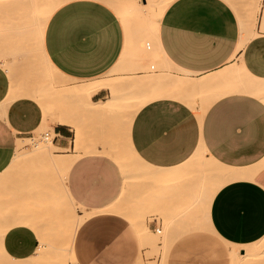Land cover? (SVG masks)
<instances>
[{
	"label": "crops",
	"instance_id": "crops-1",
	"mask_svg": "<svg viewBox=\"0 0 264 264\" xmlns=\"http://www.w3.org/2000/svg\"><path fill=\"white\" fill-rule=\"evenodd\" d=\"M112 3H58L41 30L39 16H32L40 0H0V174L15 158L20 139L51 127L55 155L72 159L64 168L51 158L63 173L52 192H62L91 212L75 232L76 262L137 264L144 249L137 225L118 209H109L127 182L115 156L127 144L140 163L153 165V178L129 179L125 199L130 200L121 206L153 189V216L145 224L153 235L157 228H167L159 243L160 260L234 264L231 245L264 237V100L243 90L264 81V0H170L159 21L152 25L148 18L155 53L192 78L186 98H154L127 122L116 108L93 105L111 97L110 88L102 87L47 114L15 83L29 75L31 50L39 44L58 72L79 83L114 70L129 48L135 54L141 32L128 31L138 1L119 9ZM127 7L136 9L128 17L123 14ZM167 71L155 72L153 78L166 79L172 72ZM11 92L15 98L10 100ZM201 146L230 171L216 176L214 183L222 182L220 186L205 187L201 180L191 184L177 170ZM22 202L29 220L12 225L2 245L10 257L29 260L39 253L45 222L39 220L43 213L31 212L35 202Z\"/></svg>",
	"mask_w": 264,
	"mask_h": 264
},
{
	"label": "rangeland",
	"instance_id": "rangeland-1",
	"mask_svg": "<svg viewBox=\"0 0 264 264\" xmlns=\"http://www.w3.org/2000/svg\"><path fill=\"white\" fill-rule=\"evenodd\" d=\"M47 1L51 0H40V9L32 12V16H39L40 24L43 20L42 15L45 12ZM55 1L60 5L66 0ZM131 1L132 0H113L112 4H116L115 7L119 9V7L128 6ZM137 1L139 4L137 10L129 7L131 8L130 10L134 9L133 13L136 10V13L138 14L137 16H132L130 19L128 31L131 34L132 28L140 29L138 31L141 32V40L140 38L137 39L135 54L132 52V49L129 48L118 67L114 70L108 71L96 80L79 83L58 72L50 61L45 59L40 45L35 44V48L31 50L30 55L29 75L24 76L21 80L15 81L17 87H20L23 90L27 89L31 91V94L33 95L36 94L35 97H37L40 103L43 104L47 114H53L56 110L66 109L71 104L69 100L72 99L74 103H78L83 99L82 97L89 96V93L92 90L105 83L110 86L111 95L112 93H115L123 95L124 97L126 96L125 100H123V98L117 100L113 104L114 106L110 107H114L118 110L119 118L122 116L125 121H128L133 113V104L139 98L138 93L135 91V80L141 78L153 79L152 74L159 72L160 70L161 72L171 70L176 74H184L183 70L167 64L160 55L155 53L154 42L151 37L152 32H150L151 35H149L147 31L148 28L146 29V27L148 26V18L151 23L152 20L155 21L157 19V11L149 10L147 7L143 6V0ZM146 42L151 43V48H146ZM140 43L145 45L143 50L138 47ZM151 64H154L155 67H151ZM35 71L37 72V76ZM34 77L35 79L33 80ZM121 87L123 90L120 89ZM124 92H126L125 94L127 95H124ZM46 131L51 132L50 138L53 139L51 127L44 126L38 129L32 138L23 140V147L20 150L23 155L15 161V164L11 166L8 171L0 175V220L1 218H5L6 213H9L7 214L9 222L1 221L0 230L4 228L5 224L11 222L10 218L12 216L9 218V215L12 214L10 209L12 210L13 206H15V209L20 200L21 202L22 200L30 201L33 204L35 202L34 205H31V212L43 213V215L39 217V220L45 222L44 225H40L42 240L41 247L38 250L39 253L32 259L17 261L6 257L0 247V264H78L75 260L73 251V239L75 232L81 223H77L76 217L77 215H88L90 212L84 211L78 204H74L71 199L62 192L53 194L52 184L54 183L55 178L63 173L62 170L56 168L54 165L55 163L51 158H45L47 155L38 147L45 144L46 139H44L43 134ZM44 147L46 148V146ZM199 150L200 153L193 161L177 167V170L186 173L191 184L198 183V181L201 180L203 186L207 187L212 185L216 180V177H213L211 171L206 167L214 162L209 158V154L204 148L200 147ZM121 153L125 159H129L130 162L134 161L131 149L127 144L126 150L124 153ZM29 156H34V160H27ZM135 165L138 164L136 163ZM133 177L134 180L136 178L138 180H143L146 176L138 174ZM147 178L149 179V177ZM178 179L182 180L183 178L180 177ZM178 179H174V182ZM48 196H51V198L49 197L48 199ZM126 200L130 199H125V201ZM5 211L7 212L5 213ZM119 211L131 217L137 225L140 234H142V241L145 244L143 243V253L137 264H164V259L162 258L160 260L159 257V243L165 236L167 229L166 226L163 228L162 232L154 235L151 231H148L147 234L144 232V230H148H146L147 226L145 221L151 219L153 216V189L148 188L143 193H140L136 200L129 203V205L121 206ZM162 216L164 217L165 222H167L166 217L164 215ZM256 241L237 245V247L239 248V252H241V248L253 249L255 248L254 245L257 246L260 250L258 260L249 261L248 259L239 258L238 262L237 258L235 261L238 264H264V239L263 241L260 240L255 244H251ZM232 246L233 245H231V247Z\"/></svg>",
	"mask_w": 264,
	"mask_h": 264
},
{
	"label": "bare ground",
	"instance_id": "bare-ground-1",
	"mask_svg": "<svg viewBox=\"0 0 264 264\" xmlns=\"http://www.w3.org/2000/svg\"><path fill=\"white\" fill-rule=\"evenodd\" d=\"M169 1L170 0H147L146 3H144V2H142V3H143V6L147 7L149 10H156L157 11V21H159V18H160L163 10L165 9V7L167 6V4H168ZM57 5H58V2H56L55 0L47 1L46 6H45V12L43 14L44 15V18H43V15H42V19L43 20H42L41 24L39 23L40 25L38 24L39 26H41V30H42V28H43V26H44L47 18L49 17L50 13L53 11V9ZM254 5L258 6L257 4H254ZM130 9L131 8L128 7L124 11L123 14L126 15V16L133 14L134 9H132V10H130ZM152 25H153V20H152ZM263 27H264V25H263ZM166 72H168V71H166ZM166 72H164V74H166ZM160 77L162 78V76H160ZM161 78H160V80H157L155 78H153V79L152 78H141V79H138V80H135L134 81V86L136 87L135 88V91L138 93V97L139 98L133 104V108H132V112L133 113H132V116H134L135 113L143 105H145L146 103L150 102L154 98L166 97L167 96V97H175V98H181V99L183 98L184 99V98L187 97V95H188L187 94L188 87H189V85L191 84V81H192V78L190 77V75L188 73L184 72V74H176L174 72H171V74H170V76L168 78L162 79V80H161ZM102 87H109L110 88L109 85H106L105 83H103L98 88L92 90L89 93V96L93 92L97 91L98 89H100ZM243 88H244L243 90H245L247 92H250V93H252V94H254V95H256V96H258V97H260L261 99L264 100V81H253L251 85H245V87H243ZM11 89L14 92V90H13L14 89V85H12V88ZM120 89L123 90L122 87ZM120 89H119V91H120ZM115 91H116V89H115ZM13 92H11V94H10L11 97L9 96V99L10 100L13 99V98H15V95L13 94ZM23 93H24V91H23ZM125 93L126 92H124V95H127ZM25 94H28V95L34 97L37 101H39V99L37 97H35L36 94L35 95L31 94V91L26 90ZM125 97L123 95H120V94L112 93L111 97L108 98V100L106 102L93 103V105H95V106L96 105L114 106L113 104L117 100H120L122 98H123V100H125L126 99ZM130 118H132V117H130ZM130 123H131V121L129 122V124ZM129 124H128V127H129ZM23 142L24 141L22 139L19 140L18 149H17V153H16L15 158L13 159V161L11 162V164L9 165V167L3 173H1V174H4L6 171H8L11 168V166H13L15 164V161L20 156L23 155L20 152L21 148L23 147ZM44 146H46V148ZM38 147H39V149H42L43 153H45L48 157L54 158L55 160L59 159L58 160L59 163L62 162L61 164H63V167L64 168H67V166L72 162V159H68V157L67 158L61 157V156L58 157V156L55 155L54 151L56 149H58V147L54 144L52 138H50L48 140L46 139L45 140V144H42L41 146H38ZM130 149H131L132 157H134V161L133 162L131 161L132 163L129 161V159H125V157H123L122 153L118 152V153L115 154V156L117 157L118 161L121 163V166L124 169L123 172H125V177H126V181L127 182L125 183V186L123 188V191H122L119 199L117 200V202L115 204H113L111 207H109V209H111V210H113V209H118L119 210L121 208V203L124 201L125 197L128 194V182H129V179L130 178H132L133 176L138 175V174L143 175V176H146V177H149V178H153V165L152 166L149 165V164L144 165V164L140 163V159H139V156L137 155L136 151L134 149H132V148H130ZM199 149H200V147L182 165H186L187 163H190L191 161H193L194 158L200 153V150ZM204 150L206 151L205 148H204ZM209 158L214 163L212 162L213 164H210L209 166H206V167H207V169L209 171H211V174H212L213 177H216L219 174H228L230 172L228 170V168H226L225 166H223L221 163L217 162L213 157L209 156ZM136 163L138 164V166L135 165ZM0 182H1V179H0ZM221 184H222V182L219 183V184H217L216 186H220ZM71 201H72V199H71ZM74 204H76V203H74ZM8 206H9V204H8ZM14 207L15 206L12 207V210L10 209V211L12 213L11 215H9V218L12 216L10 218L11 222L5 224L4 225V228H2L0 230V247H1L2 252L6 255V257H8V258H10L12 260L22 261V260H25V259H21V260L19 259L18 260V259H14L13 257H10V255H8L6 253V251L3 249V245H2V241H3L2 239H3L4 235H5V233L9 230V228L12 225H14L16 223H22V222H26L27 223L28 220H29L28 219L29 209L27 208V205L26 204H24L20 200V202L18 203V205L16 206L15 209H14ZM8 208H10V207H8ZM6 212L7 211H5V213ZM7 214H9V213H6L5 218H1L0 222L1 221H8ZM90 214H91V212L88 215H85V216L84 215H77V217H76L77 218L76 219L77 220V223L78 224L81 223ZM147 229L148 228L146 227V230ZM140 231H141V229H140ZM148 231H150V229H148L147 231L144 230V232H146V234L148 233ZM141 236H142V234H141ZM263 239H264V237L261 240L263 241ZM71 240H72V236H71ZM162 241H164V240H162ZM252 244H255V243H252ZM40 247H41V244H40L39 248H37V250H39ZM254 247L255 248H253V249L252 248L251 249H245V248H243V251L244 252L240 253L238 247H236V246L233 247L232 246V248H233L232 249L233 250L232 253H233V260H234L233 262H234V264H238L235 261L237 258H238L237 259L238 262H239V258H244L246 260L248 259L249 261L250 260H252V261L258 260L259 255H260V252H259L260 250H259V248H257V246L254 245ZM8 264H20V263H8Z\"/></svg>",
	"mask_w": 264,
	"mask_h": 264
},
{
	"label": "built area",
	"instance_id": "built-area-1",
	"mask_svg": "<svg viewBox=\"0 0 264 264\" xmlns=\"http://www.w3.org/2000/svg\"><path fill=\"white\" fill-rule=\"evenodd\" d=\"M147 46H148V48H150V47H151V43H150V42H147ZM50 136H51V132H50V131H46V132L43 134L44 139H49ZM156 231H157L158 233H160V232H161V228H157Z\"/></svg>",
	"mask_w": 264,
	"mask_h": 264
}]
</instances>
